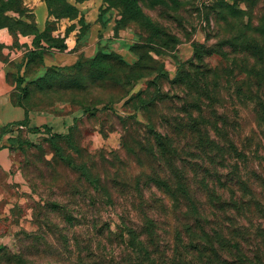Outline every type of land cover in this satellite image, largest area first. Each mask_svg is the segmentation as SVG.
<instances>
[{"label": "trees", "instance_id": "1", "mask_svg": "<svg viewBox=\"0 0 264 264\" xmlns=\"http://www.w3.org/2000/svg\"><path fill=\"white\" fill-rule=\"evenodd\" d=\"M145 1L152 5L163 0ZM45 2L49 9L50 1ZM119 5L122 21L130 17L147 24L149 33L145 42L166 49L173 46L177 38L143 16L139 4L121 0ZM212 7L218 15L228 11L235 16L236 31L213 45L194 43L193 57L182 64L174 78H168L163 64L152 58L144 45L131 64L117 54L109 59L117 70L102 76L111 83L126 85L153 74L145 87L125 100L136 98L135 105L143 111L146 120L143 126L147 135L139 150L147 152L149 164L133 182L124 177L117 179L109 172H94V164L88 161L76 163L57 143L61 137L69 142L72 128L67 133H57L45 124L29 125V108L23 104L22 94L13 97L15 103L25 108V116L2 125L0 137L20 125L44 133L58 161L79 172L91 188L83 191L82 204L86 208H96L95 218H91L93 236L88 233L86 236L84 231L80 238L68 230L79 221L69 207L63 208L64 204L52 201L51 206L56 210L63 208L58 217L67 224L65 232L56 221L43 219L41 213L36 216L39 233L43 234V248L54 256L42 264H264V176L260 173L264 172V167L257 170L248 164L246 149L235 139L237 121L230 124L226 111L221 109L225 100L222 98V102H218L222 97L220 90L225 87L227 98L250 104L257 118L264 119V41L255 35L264 33V24L253 28L234 3L222 1L213 3ZM19 8L20 0H0V28L9 27L12 17L8 11ZM47 23L48 19L43 29L39 30L35 25L29 33L32 46L24 53L25 57L41 61L46 49L54 46L49 41ZM56 46L65 48L66 45ZM214 52L230 60V64L212 66L208 61L203 62L205 55ZM195 58L201 60L200 71L189 76L186 65L193 64ZM70 66H79V61ZM162 79L171 86L182 87L185 92L184 96L177 94L181 101L179 108H174L173 112L159 111L158 128L150 113H154L158 103L173 96L162 89ZM22 81L23 78L17 76L15 86H20ZM21 86L27 92V86ZM97 109L89 104L83 107V111L90 114ZM77 119L74 117L73 120ZM228 125L231 126L229 131ZM6 141L10 146L13 139L7 137ZM76 150L80 152L79 148ZM127 150L133 153L131 147ZM143 186L157 188L162 197L147 195ZM76 191L73 190L71 195H76ZM117 199L129 200L133 206L119 214V221L112 230L105 220L97 222L102 216L99 207L102 203L113 206ZM67 202L75 204L77 199ZM86 208L82 210L83 220L87 219ZM27 234L31 242L39 239L35 233ZM38 243L41 246L42 243ZM22 247L23 252H4V264H32L28 257V241Z\"/></svg>", "mask_w": 264, "mask_h": 264}, {"label": "rangeland", "instance_id": "2", "mask_svg": "<svg viewBox=\"0 0 264 264\" xmlns=\"http://www.w3.org/2000/svg\"><path fill=\"white\" fill-rule=\"evenodd\" d=\"M49 1L46 31L54 46L48 47L43 53L46 60L25 57L28 42L19 40L21 34L27 35L35 27V15L39 12V5L45 0H20L19 10L8 11L12 18L9 27H4L11 34L12 41L8 44L0 42V58L12 71V81L15 82L19 76L23 78L21 85L27 86L25 92L21 85H14L12 96L22 94V102L29 109L49 111L56 116L76 115L78 119L72 120L68 127L65 126V131L59 132V128L54 127L57 133H67L72 128L69 142L62 137L57 139L62 152L71 155L76 163H93L94 172H109L111 176L120 180L124 177L128 182H133L141 171L147 169L149 156L146 151L139 150L140 143L145 142L147 135L143 126L146 122L145 114L136 107V98L128 102L125 100L145 87L153 74L139 77L126 85L111 83L102 76L104 73H112L117 67L109 59L117 54L131 64L137 59L138 52L142 51L141 45H144L148 54L163 64L168 78L172 79L182 64L193 57L194 43L213 45L236 31L235 16L228 11L224 15H218L217 10L212 7L213 3H234L244 12L243 19H249L253 28L264 24V0H163L152 5L145 0H130L131 4L141 6V14L150 22L177 38L172 43L173 46L166 49L144 41L149 33L147 24L130 17L122 21V7L119 5L121 0ZM24 30L28 33H22ZM255 35L264 41V33ZM66 41L74 43L73 50L77 53L79 66H70L73 63L62 64L64 61L58 58L63 55L60 52L66 46L59 48L56 45H66ZM106 55L109 56L108 59L104 58ZM94 56L98 57L90 60ZM202 60L205 63L208 61L212 66L230 64V60L216 52L210 56L205 55ZM200 61L195 58L193 64L187 63L189 76L200 71ZM230 80L233 82L231 77ZM225 82L224 79L223 83ZM162 89L173 96L158 103L154 113H150L158 128L156 121L159 111L173 112L174 108H179L181 101L177 94L184 96L185 92L182 87L171 86L166 79H162ZM220 92L222 97H219L218 102L222 98L225 100L223 103L220 101L223 105L221 109L226 111L230 124L233 120L237 121L235 139L246 149L248 164L257 170L261 169L264 167V119L257 118L250 104L244 105L236 99L227 98L224 95L227 93L225 87ZM88 104L98 109L93 114L86 113L83 107ZM130 115L135 117L127 118ZM230 128L228 125V131ZM35 133L30 126L20 125L2 135L13 139L10 148L15 153L12 157L15 168L24 179V187L15 183L1 186L6 197L1 200L0 207V247H5L0 250V264L5 262L4 252H23L22 245L27 241L30 253L28 257L32 264H42L48 258H54L43 248V234L39 233V223H36V216L40 213L43 219L56 221L65 232L67 224L58 215L63 208L69 207L79 223L68 230L74 231L79 238L84 231L86 236L87 233L93 236L91 218H95L96 208H86L82 204L83 191L91 188L79 172H74L58 161L52 146L45 139L47 136ZM128 147L133 149V153L128 152ZM260 173L264 176V172ZM75 189L78 191L72 196ZM130 190L134 193L132 188ZM143 190L151 197H162V192L153 186H143ZM73 199H77V203L67 202ZM52 201L64 204V207L56 210L51 206ZM132 206L131 201L124 199H117L113 206L102 203L99 207L102 216L94 224L105 220L115 230L119 214ZM83 208H86V220L82 219ZM27 233H35L39 239L31 242ZM66 234L69 235L68 232ZM38 242L42 243L41 246ZM38 246L41 248L38 249Z\"/></svg>", "mask_w": 264, "mask_h": 264}, {"label": "crops", "instance_id": "3", "mask_svg": "<svg viewBox=\"0 0 264 264\" xmlns=\"http://www.w3.org/2000/svg\"><path fill=\"white\" fill-rule=\"evenodd\" d=\"M39 12L35 15V25L39 30L43 29L45 26V21L47 20V6L46 2H42L39 5ZM26 36V37H25ZM31 36V37H30ZM20 41L28 42V47L32 46V35H20ZM12 36L6 27L0 28V42L5 44L11 43ZM74 43H69L66 41V49L61 51L63 53L58 57L62 64H71L76 62L77 53L73 50ZM43 59L46 60L43 56ZM10 71L8 64L0 58V127L6 123H10L15 120L23 119L25 116V108L17 103H15L12 90L14 88L15 82L10 78ZM29 125H41L45 124L50 127L51 131H56L54 127L59 128V132L65 131L64 127H68L76 115H64L56 116L53 113L45 110H28ZM36 135H45L42 132H36ZM6 137H0V145L6 144ZM15 150L10 148V146L4 145L0 147V207L1 200L6 197L5 192L1 189L4 184H20L24 187V179L18 169L15 168L14 159L12 155Z\"/></svg>", "mask_w": 264, "mask_h": 264}]
</instances>
